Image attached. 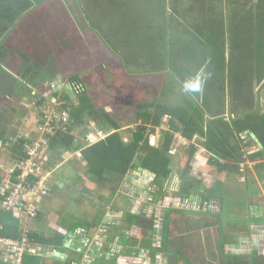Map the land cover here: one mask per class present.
<instances>
[{"label":"trees","instance_id":"trees-1","mask_svg":"<svg viewBox=\"0 0 264 264\" xmlns=\"http://www.w3.org/2000/svg\"><path fill=\"white\" fill-rule=\"evenodd\" d=\"M29 1L30 6L33 7L41 0ZM112 1L116 7L113 9L109 6L114 12L110 11L107 16L104 15L106 0L99 1V16L96 15V18L99 17L98 21H104L106 24L113 13L116 16L120 15L116 25L121 30L136 28L138 18L145 17L147 13H141L142 2L139 3L138 0ZM146 2L147 0H144L143 3ZM13 3L17 5L20 1L0 0V25L3 26L1 34L5 36L10 33V28L15 25L16 20L27 10L25 7V11L20 9L16 14ZM203 5V15H206H196L199 16L194 21L197 26L191 28L197 33L190 35L191 37L185 42L181 39L176 41V43L180 41V44H172L175 41L171 40V32H176L174 30L177 28L169 21L174 18L177 27L185 25L186 21V25L191 24L192 22H188L189 18L185 17L184 20L180 18L183 11L177 17L170 14L172 11H165L162 15L168 21L166 24L169 26V31L167 35L162 33L155 35L157 38L154 40L153 50H158L156 61L164 60V57H172V62L177 60L179 65H182V68H178L183 74H173L177 77L172 85L169 83V87L159 86V92L150 102L136 104L132 99L120 103L110 102V106L115 110L114 113L98 104L94 99L95 95H91V92L96 93L98 88L86 85V77L92 69L90 67L89 70L74 73L73 71H77L69 68L68 64L71 63H68L67 67L71 72L64 74L58 70L59 65L53 62L52 57H46L49 64L53 65V71L50 73L49 70L41 69L28 56H24L23 65L26 67V72L22 80L18 79L14 72L9 74L6 68L0 65V76L8 78L6 90L12 94L11 99L1 102L2 105L14 103L17 98L23 101L27 96H35L34 89L40 88L45 81L51 84L59 76L67 81L72 89L69 91L65 86L62 90L53 92L51 99L55 102L48 101L37 93L38 99L34 108L43 110L37 111L41 119L36 126L38 125L40 129L31 132L29 136L19 135L15 130L18 129L20 122L13 124L15 129L10 127V122L3 118L8 114L4 112L7 111L6 108H0V116H3L0 120V159L10 163L8 167L9 165L14 167L29 158V148L40 136L43 138V146L50 151L46 168L63 162L64 154L67 152L78 154L79 157L76 156L74 160L82 161L83 167L81 174L73 176L75 183L81 185L82 178L87 177L95 185H109L113 190H117L130 171L144 168L156 173L155 187H158L160 192L172 180L173 167L178 160L174 153L169 152L181 136L189 144L184 150L188 161L180 174L181 193H200L202 188L200 181L190 173L192 167L190 161L197 150L194 146L195 140L211 153L209 162L211 164L214 162L220 171L227 170L228 176L232 171H238L237 164L246 159L255 162L253 167L259 174L264 173V102H262L264 94H261L264 89V40L262 39L264 0H203ZM75 6L79 17L87 25L80 0H75ZM88 13L91 16L92 13ZM223 21H227L226 25L219 26ZM117 33L115 30L112 36L114 42H120L119 38L124 39ZM166 38H170V44L167 42L160 47V44L167 40ZM85 44L83 47L88 45ZM136 45L135 42L133 46L138 49ZM179 45H184L189 51H183L184 47ZM140 51L145 62L153 66L154 57L150 55L146 60L147 50L142 48ZM8 54L12 53L7 51ZM196 62H199L196 74L187 75L186 64ZM131 64L136 65V62ZM36 73H40L42 78L37 77L36 86L33 84L34 87H30L29 82ZM168 75V79L159 80L168 82L171 78V75ZM18 81L21 82L20 88L15 85ZM158 81L153 84L157 86L160 84ZM245 90H248L246 97L243 95ZM0 94L3 95L1 85ZM216 100L217 102H214ZM13 112L20 114L17 109H13ZM50 115L53 128L50 132L41 135L40 130L45 127ZM66 116L67 122H64L63 118ZM92 129L102 130L106 137L99 142L90 143L87 134ZM242 132H247L245 138H242ZM157 133L160 137L157 143L153 144ZM253 145L256 147L248 152L247 149L252 148ZM0 169L2 170L0 187L8 180L14 186L20 183L21 172L18 169L13 172H9L10 169L7 172ZM5 178L8 180L4 183ZM26 179L28 182L30 179L32 181L27 184L26 191L31 190L38 182L33 176ZM85 190L83 187V191ZM2 200L3 196L0 194V204ZM25 205V203L19 205L18 210L27 213ZM28 217L41 220L44 215ZM154 218L157 216L153 215L152 219ZM170 218V214H167L164 246L169 236ZM127 219L144 227L146 233L152 230V221L146 220L143 213L141 216L129 214ZM34 222L37 226L30 229L29 226L22 224L14 210L0 207V237L16 239L20 243L27 238V243H39L45 249L62 248L66 235L58 233L53 228L40 226L39 221ZM217 248L218 254L211 264H264V253L257 251L228 253L222 251L221 244L218 243ZM164 251L168 255L169 264H180L179 262L189 264L179 250L164 248ZM3 255H6V252L0 247V264L5 262ZM38 257L40 256L28 250L23 264H41Z\"/></svg>","mask_w":264,"mask_h":264},{"label":"crops","instance_id":"crops-1","mask_svg":"<svg viewBox=\"0 0 264 264\" xmlns=\"http://www.w3.org/2000/svg\"><path fill=\"white\" fill-rule=\"evenodd\" d=\"M148 1L149 0L146 2V7L142 8L141 13H146L151 9V5L148 3ZM160 1H162L161 8L159 4H154V9L157 10L160 8L162 12L172 11V9L169 7L172 0ZM197 1L201 4V1L203 0ZM187 3L194 4V0H187ZM36 5L33 7L35 8ZM194 5H196V3ZM203 9L204 5L202 2L201 8L197 10V12L200 13L197 15H206H203ZM22 10L25 11L24 8ZM183 10L189 11L186 9H182L180 11ZM194 11L195 10H193V12ZM147 14L148 13H146V16ZM27 15L28 12L25 11V13L16 20L15 25L10 28L9 32L11 35L8 34V36H10L7 37L5 43H2V46H0V53L2 57H4L0 58V65L7 66L9 63L15 62V52L13 51V49L16 48L15 46L20 45L23 48L32 45L34 48V43L31 39H34L37 35V29L36 27L32 26L31 31L27 30V32H24L26 31L25 25L27 24L25 20ZM148 18H150V16H148ZM225 22L227 21H223L219 26L226 25ZM77 23V19H75L73 16L72 26H77ZM80 29H82V27ZM164 29L169 31V26L165 24ZM22 33L25 34V38L23 41H20V34ZM77 35L80 36L83 34ZM113 45L114 48L119 51L121 56H126L125 54L122 55L124 52V46L121 44V42H114ZM131 48L133 50L135 49L134 47ZM7 51L8 53L12 54L7 55ZM150 52L151 54H154L152 55L154 58L157 57L158 50H153V48H151ZM44 54V51L37 50L34 52V55L32 54V51H30V55L28 53L25 56H28L31 61L33 60L36 65L40 66L41 64L39 61L42 63V58L44 57H42V55ZM149 56L150 55L146 56V60L149 59ZM169 58L171 60L172 57ZM137 65L138 63L135 65L137 67L136 71L139 70ZM81 67L85 70L84 66ZM130 76L134 81L139 80L137 73L131 74ZM151 81H149V87L143 90L142 94L145 92L148 93L149 89L151 90L154 88V84ZM4 87L5 84H2V88ZM99 90L103 94H108L112 98H118L120 95H126L121 90L116 89L108 91L101 88ZM142 94H138L134 89L133 95H131L133 98L132 101L136 104L145 102L147 103L154 98L152 92L150 93L152 94V98L150 99H147L146 97L145 99L142 97ZM91 95H95V93L91 92ZM110 102L114 101L107 100V103L103 104V106H105L109 112L114 113L115 110L112 108V106H110ZM33 131L37 132L38 129L36 128V130ZM99 131L102 130L92 129L88 132L87 138L90 143L99 142L106 137L98 138L97 134ZM31 132L25 131L24 134L29 136ZM246 133L247 132L241 133L242 138L246 137ZM159 137L160 135L157 133L153 139V144L157 143ZM252 137H254V140H256L253 134ZM198 142L199 141L195 140L194 146L197 148V150L190 161L192 166L190 173L195 179L200 181V185L202 187L200 189V193L191 192L189 194H184L180 192V174L185 163L188 161L184 150L187 149L186 146L189 144L184 138L179 136L177 144H175L172 148L173 152H171L172 150L169 152L171 154L174 153L178 160L177 164H175L173 167V177L170 182L172 183L173 181L172 186H169V183V185H166L163 190L158 192V187H155V172L144 168L132 170L126 176L125 181L119 184L117 190L112 189L110 193V196H113L111 201L106 202L102 200V203H100L104 208H106V211L100 220L94 219L90 222L82 220L81 223H77L73 227L67 222L70 220L66 219L69 213L71 214V204L75 200L73 195L78 192L88 197V199L92 201L94 200L95 203H98L96 192H98L100 187L97 188V185L93 184V181L89 180L87 177L82 178L83 182L80 185L74 182V175H62V172H60L62 168L69 162L73 164L75 161L74 158L78 156V154L76 155L75 153L67 152L64 154L65 159L63 162L46 168L47 161L50 159V151L47 150L46 146H43L39 151L38 156L35 158L39 163L41 170L38 172L37 176H34V178L36 180L39 179L40 176L45 177L46 189L39 190L38 184L35 183L33 188L36 189L37 192L36 194L34 193L35 195L32 198L37 207V214L35 217L39 215H44V217L41 218V220H34L35 218L29 219V215H27V213H23L20 210L15 211V213L19 215L22 224L24 223V225L29 226L30 229H33L35 226H37L34 221H39V224L41 223L43 227L53 228L54 230H57L58 233L66 235L61 249L50 248L49 253H43L42 256H40L42 258L46 257V259H48V262L45 261L46 259H41L42 264H169L168 255L164 251V226L167 214H170L171 217L169 220L168 229L170 238L167 248L169 250L175 249L181 251V254L185 259L188 260L189 264L198 263L195 257H189V255H186L184 252V250H186V247H184L185 242H183L185 236L194 234L199 236L200 241H205L207 239V237H205L206 232H208L207 228L211 226L210 224H212V222L216 224L218 239L214 242L213 247L208 249V253L209 255L213 254L214 257L211 260H207L206 263L202 262L199 264H211L214 262L215 256L219 251L217 248V243L221 238L218 221L220 218L223 220V228L226 230V232L229 234L232 233V238L230 239L231 241H227V243L230 244H227L224 247L225 251L228 253H249L253 251L264 253V193L256 196L255 202L258 200L256 204L253 200L254 197H251L250 199V223H244L245 219L241 220V218L231 210H229V212L228 210H224V206L226 208L228 204V200L225 199V195L231 193V190L233 189L231 185V188H229L227 183L234 184L233 186L235 192H237V187L240 185V183L242 184L241 186L244 184L246 185L248 180L254 182L256 187V185L259 183L260 176L264 175V173L259 174L257 170H254L253 165L255 162L246 159L237 164L238 171H232L231 175L228 176L227 170L220 171L217 169V165L214 164V162L213 164L209 162L211 160V153L205 150ZM254 147L256 146L253 145L252 148L247 149V151L249 152ZM247 151L246 153H248ZM182 157H185L186 160L184 163L180 162L179 164V160ZM181 165L182 168L180 171H178V167H181ZM9 167H12V165H9ZM195 168H197V171H194ZM149 178H151V180H148ZM83 187L86 189L85 191H83ZM153 187L155 188L153 189ZM64 191H67V194L72 193L70 201H68V197L62 199L63 207L65 209L67 207L66 211L59 209L60 202L57 201V197L55 196ZM100 191L102 190H99V192ZM102 192H104V189ZM260 192H262L261 189ZM91 195H94L93 198H91ZM124 197H130V199L126 200ZM228 206L231 207L233 205L228 204ZM0 207L2 208L1 204ZM82 207L79 215L77 212H75L74 215L76 217L79 216L82 218ZM232 209H235V207L233 206ZM57 210L59 214L57 213ZM142 213L145 214L146 220L150 219L152 221V230L150 232L148 231V233L145 232L144 227H140L137 223H135V221L131 222L127 219L129 214H139L141 216ZM223 213L229 216L228 218H232L231 215L234 214L239 220L233 219L231 224H228L229 220L227 221L226 218H222ZM55 214H58L57 218L59 217V220L53 218L52 215L55 216ZM173 214L178 215L177 217H179V219L183 218L187 220L185 226L189 223L187 228L185 226L180 228L183 235L180 237L181 243L179 242V249L170 247L175 241L173 239L175 233H173L171 227ZM153 215H156L157 218L152 219ZM151 239L155 243L153 247L149 244L143 245L147 244ZM174 243L178 244L176 242ZM2 245L6 246L5 244ZM4 246H2L6 252V255H3L5 259L4 264H13L11 259L12 257H8L9 252L6 251ZM237 248L239 250H237ZM116 250H119L120 255L117 256L118 253ZM56 252H60L61 254L59 256H55ZM104 254H106V257L108 254L113 256L116 255L118 257V262L112 263L113 261L104 257ZM179 263L182 264V262Z\"/></svg>","mask_w":264,"mask_h":264},{"label":"rangeland","instance_id":"rangeland-1","mask_svg":"<svg viewBox=\"0 0 264 264\" xmlns=\"http://www.w3.org/2000/svg\"><path fill=\"white\" fill-rule=\"evenodd\" d=\"M18 1H20V3L14 7L15 8L14 10L18 11L19 9L22 10L23 8L27 7L26 12H28V15L25 20L27 24L25 25L26 31L24 32H27V30L31 31L32 26H34L37 29V33H36L37 35L35 36L34 39H31L32 42L34 43V48L32 45H29V46L26 45L27 47H23L24 48L23 49L20 45H17V48H16L17 53L15 54L19 55L21 53H24V54L26 53L25 55H27L29 53L30 55V51H32V54L34 55L35 51L41 50L45 52V54L42 56H44L43 58L47 60L46 56H49L50 53H53V54L55 53V55H57L59 58L56 59V57H54L53 62L54 61L56 63L59 62L58 65L60 67V72L64 74L71 72L68 68L67 69L65 68V66L67 67V65L64 64V63L68 64L70 61H72L73 63L68 64L69 68L76 70L78 73L89 70V67L92 68L90 74L87 75L86 73L87 77H86L85 82L87 86L91 85L93 87L98 88L95 93L94 99L100 105L106 104L107 100L115 101L118 103L122 101H129L130 99H133L131 95H133L134 89L138 94H142V91L145 90L147 87H149L148 85L149 81L152 80L151 82L155 83L160 78L168 79L169 78L168 74H170L171 78L168 80V82L160 81L161 80L160 79L158 81L160 82V84H157V86L154 85V88L151 90L149 89L148 93L145 92L144 94H142V97L144 98L146 97L147 99H150L152 98V94L153 96L157 95V93L159 92V86L167 85V87H169L168 84L169 83L171 84L174 82L177 76H174L173 74H183L180 72L181 69L178 68V67L182 68V65L181 64L179 65V62L177 60L172 62L169 57H166L164 60L156 61V57H155L154 58L155 62L153 66H149V64L145 62V58L142 56V51H140L143 48L144 50H147L146 56L154 55V54H151V52L149 51V48L154 47L153 43H154V40L157 38L155 35H157L158 33L167 35V30L164 29V25L168 21L167 20L165 21L166 19L165 17L163 19L162 18L158 19L159 17H161V14L164 13L165 11L161 12V14H159L158 16H155L156 20L158 21H154V22L152 21L153 22L152 23L151 21L143 20V18H138L136 28L132 30H121L116 25V22H114L113 17H111L106 22V25H104V21H98L99 17L96 18V15H98V11H99L98 4L100 0H80V5L85 13V16L88 22L87 25L79 17V13L77 12V8L75 6V0H41V2L37 4L35 8L30 6L29 0H18ZM138 1L139 3L142 2L141 3L142 7H146L145 6L146 3H143L144 0H138ZM160 2L161 1L159 0V3H158L159 5H160ZM202 2L203 1H201V4H200L197 0H194V4L196 3V5L192 3H187V0H179V1L172 0V2H170L169 7L170 9H172V12H170L172 16L177 17L179 13L182 12L180 10L186 9L189 11L183 10L184 12L182 14L183 17L180 16V18L184 20V18L186 17V19L189 18V21H188L189 23L192 22L191 24L186 25L187 23L186 21V23L184 22L185 25H180L179 27H177V22L175 21L174 18L169 20L177 28L175 30L173 29L176 32H171V40L175 41V42H172L173 45L178 44V43L180 44V41L176 43V41L178 40L182 39L185 42V40L191 37L190 35H196L197 32H195L191 27L197 26L194 24V21L199 17V16L196 17V15L200 13V12H197V10L201 8ZM109 6L113 9L115 8V4L112 0H106L105 2V8H104L105 16H107L106 14L110 13L111 11V8ZM193 10L195 11L193 12ZM88 12L92 13L91 16L89 15ZM73 16L78 21V23L76 24L77 26L75 27L72 26ZM94 16L95 18H89V17H94ZM118 17L119 15L116 16V18ZM81 27L82 29H80ZM110 29L111 31H109ZM1 30H3L2 25H0V37L3 38L4 35L1 34ZM115 30H117L118 32L117 35H121V37L122 36L124 37V39L119 38V40H121L120 41L121 44L123 45L126 44L125 45L126 47L123 49L125 53L122 51L123 52L122 55L125 54L126 56H121L119 51L114 48L112 43H110L111 41L109 40L111 36L110 34L112 33L113 35ZM77 34H83V36H87L86 38H91V39L93 38L90 34L96 35L97 37H100L101 41L98 44L93 43L91 46L83 47V48H80L75 43H72L68 45L67 47H65L68 50L66 51L63 48V44L61 40L68 39V38L72 39ZM20 35H21L20 41H23L25 38V34L22 33ZM262 39L264 40V37H262ZM75 42H76V39H75ZM135 42L137 44L136 46L139 48L133 50L131 47H134L133 45ZM167 42L168 44H170L171 42L170 38L168 39V41L166 40L165 42L161 43L160 47H163L165 44H167ZM179 46L184 47V45H179ZM183 51H189V50L185 49L184 47ZM171 54H173V52H171ZM134 62L138 63V68H139L138 71H136L137 67L131 64ZM198 63L196 62V63L186 64V67H187L186 71H188L187 75L196 74ZM62 64H64L63 67H62ZM80 65L84 66L85 70L82 69ZM43 67L46 70H48L47 66H43ZM134 72L137 73V75L139 76L138 81H134L132 77L130 76L131 74H134ZM22 80L24 79L22 78ZM134 82H138V83H134ZM15 83L16 82H14V84ZM53 83H55L54 86H53ZM19 84H21L20 81H18L15 84L17 88L21 87ZM65 86H67V81L63 80V78L60 77L59 81L57 82L52 81L51 84L47 83L46 86L41 87V89H36V92L38 93V95L46 98L49 101V100H52L51 97L53 96V92L57 91V89H61V88L63 89V87ZM54 87L56 88L53 89ZM101 88L103 90H108V91H112L115 89L121 90L126 95H120L118 96V98H112L108 94H103L99 90ZM3 89L5 90L6 87H4ZM151 92L152 94H150ZM247 93H248V90H245L243 95L246 97ZM261 94H264V89L262 90ZM38 95L36 94L35 96H27L25 97L23 101L17 98L14 101V103H7L6 106L4 107L6 108L7 111H4V112L8 114L5 115L4 113L5 116L4 117L0 116V120L3 117L5 120H7V122H10L9 125L10 127L12 126V128H14L13 124L15 125V122H20L18 129L14 128L18 132L19 135L24 134L25 131L31 132L33 130H36V128L39 130L40 128H38L37 127L38 125L36 126V124H38V121L41 119V116L39 115V112L37 111L41 112L42 109H37V107L34 108L35 102L38 99L36 96ZM7 98H11V97H7ZM52 102H55V100H52ZM214 102H217V100ZM262 102H264V99ZM1 107H2V104L0 103V108ZM13 109H17L20 112V114L19 115L15 114L13 112ZM185 160H186L185 157H182L179 160V164L180 162L184 163ZM8 164L10 163H7L3 159H0V168L4 169L5 172L9 171L10 169V167H8ZM82 167H83L82 161H74L73 164L69 162L67 163V165H65L62 168L60 172H62V175L64 176L78 175L82 173ZM178 168H179L178 171H180L182 168V165L181 167H178ZM196 169L197 168H195L194 171H197ZM1 172L2 170L0 169V173ZM148 180H151V178H149ZM227 184L229 188H231L232 186L233 189L231 190L232 191L231 193H228L227 195H225V199H227L228 204L233 205L235 209H232L233 206L229 207L227 204L226 208L224 206V210H228V212L229 210H231L238 217H240L241 220L245 219L244 223H250V217H251V214L249 213V210L251 207L250 199L251 197H254L253 200L255 202L256 196L261 193H264V175H261L259 179L258 185L260 188L258 187V185H256L255 187L254 182L248 180L246 185L244 184L243 186H241L242 184L240 183V185L237 187V192H235V189L233 186L234 184L232 183H227ZM172 185H173V181L172 183H170L169 186H172ZM99 187L100 189H98V192H96L97 193L96 198H97L98 203H95L94 200L92 201L88 199V197L78 192L73 195L75 197V200L71 204V207H72L70 209L71 214L69 213L68 217L66 218L67 220H70L67 222L71 224L72 227L75 226L77 223H81L82 220L90 222V221H93L94 219L100 220L102 218V215L106 211V208H104L102 204L100 203H102V200L106 202L111 201L113 196H110L111 195L110 193L113 188H110L109 185L97 184V188ZM154 188L155 187H153V189ZM103 189H104V192H102ZM260 189L262 190V192H260ZM99 190H102V191L99 192ZM65 193L67 194V191H64L62 193L55 195L57 197V201L60 202L59 209L62 211L67 210V207L66 209L63 207L62 199H65L68 197V201H70L72 197V193L67 194V195H65ZM93 196L94 195H91V198H93ZM124 199L129 200L130 197H124ZM81 207H82L81 212L83 214L82 218H80L79 216L76 217L74 214L75 212H77L79 215ZM57 213L59 214L58 210H57ZM58 214H55V216L52 215L53 218L59 220V217L57 218ZM177 216L178 215L173 214L171 227H172L173 233H175L174 238H173L175 240L174 242L178 244H175L173 242V244L170 246L171 248H178L179 244L181 243L180 237L183 235L180 228L182 226H185V223L187 222V220L183 218L179 219V217ZM228 217L229 216H227L225 213L222 214L223 219L226 218L227 221L229 220L228 224H231V221H233V219H238L234 214L231 215L232 218H228ZM219 221H220L219 227H220L221 238L218 240V244H221V247H222L221 250L225 251L224 247L227 244H230V243H227V241L228 242L231 241L230 239L232 238V233L230 234L227 233L226 230L223 228V223H222L223 220H221V218ZM39 225L42 226L41 223ZM188 225L189 223L185 227L187 228ZM210 225L211 226L207 228L208 232H206L205 234V237H207L205 241H200L199 236L194 235V234L185 236V239L183 240V242H185L184 247H186V250H184L185 254L186 255L188 254L189 257H195L198 264L202 262L206 263L207 260H211L214 257L213 254L209 255L208 249L213 247L214 242L218 239V234H217L216 224L212 222V224ZM167 237L168 239L165 241L166 242L165 243L166 245L164 246L165 248H167L166 246L170 238L169 236ZM148 244L153 247L155 243L151 239L148 241L147 244H143V245H148ZM49 250L50 248L45 249V247L39 243L30 244V251H32L33 253H37L36 254L37 256L38 255L42 256L43 253L47 254L50 252ZM237 250L239 249L237 248ZM116 251L118 255H120L119 250H116ZM108 255L113 256L110 254ZM8 257L11 258L10 256ZM38 259H39V262L42 264L41 259L45 260L46 257L44 258L38 257ZM45 261H48V259H46ZM23 263H24V260H23Z\"/></svg>","mask_w":264,"mask_h":264},{"label":"built area","instance_id":"built-area-1","mask_svg":"<svg viewBox=\"0 0 264 264\" xmlns=\"http://www.w3.org/2000/svg\"><path fill=\"white\" fill-rule=\"evenodd\" d=\"M49 121L46 122L45 127L41 129V135L48 133L52 130L53 126L51 124V115L48 117ZM64 122H67V116L63 118ZM106 135L103 131H99L97 134L98 138H104ZM43 138L40 137L33 146L29 149V158L26 160L17 163L13 169H10L9 172H13L14 170L18 169L21 173L19 175L20 183L17 185H12L11 182L5 178L4 183H6L0 187V194L3 196V200L1 202V206L5 210H14L17 211L19 205L26 204L25 207L27 208V215L31 217H35L37 214V207L33 202V196L36 194V189L32 188L26 191L27 184L32 182L31 179L28 180L26 177L29 176H37L38 172L41 170L39 163L36 161V157L38 156L39 151L43 147ZM173 152V150L171 151ZM8 176V175H7ZM6 176V177H7ZM37 184L39 190L46 189L45 186V177H39L37 179ZM35 193V194H34ZM27 238H24V242H19L16 239L4 238L0 237V247L4 246L6 251L9 252V256L12 257L13 264H23L25 253L30 250V244L26 242ZM7 255V256H8ZM119 264V263H118Z\"/></svg>","mask_w":264,"mask_h":264},{"label":"flooded vegetation","instance_id":"flooded-vegetation-1","mask_svg":"<svg viewBox=\"0 0 264 264\" xmlns=\"http://www.w3.org/2000/svg\"><path fill=\"white\" fill-rule=\"evenodd\" d=\"M13 1H17V0H13ZM164 2V1H163ZM148 3L151 5V9L149 10V11H147V13H148V15L146 16V17H144V16H142L144 19H146V20H148V21H156V18H155V16H158L159 14H161V9H157V11H156V9H154V3H159V0H149L148 1ZM161 5H162V1L160 2V8H161ZM13 6L15 7V6H17V5H14V3H13ZM115 7H116V5H115ZM22 11V10H21ZM111 11L112 12H114L112 9H111ZM18 12H20V9L18 10ZM167 12V11H166ZM16 14H17V10H16ZM163 14V13H162ZM161 14V17H159L158 19H160V18H163L164 16ZM115 14L113 13L112 14V17L114 18V22H117L116 20L118 19V18H115ZM120 16V15H119ZM148 16H150V18H148ZM109 19H110V17H109ZM166 21V20H165ZM152 22V23H153ZM112 29V28H111ZM110 29V30H111ZM10 34V33H9ZM91 36H92V38L93 39H91V38H86L87 36H83V35H80V36H78V35H75L72 39L71 38H68V39H60L61 40V42H62V44H63V48L66 50V51H68L65 47H67L68 45H70V44H72V43H75L76 45H78V47H80V48H82L83 47V44H88L86 47H89V46H91L93 43H95V44H98L100 41H101V39H100V37H97L96 35H92V34H90ZM113 35H112V33H111V36H110V39L109 40H111L110 41V43H112V44H114V40H113V37H112ZM8 37V34L5 36L4 35V37L3 38H1L0 37V46H1V44L2 43H5V41H6V38ZM68 37V36H67ZM75 39H76V42H75ZM85 44V45H86ZM114 46V45H113ZM16 48H17V46H15ZM16 48L15 49H13V51L15 52V53H17L16 52ZM92 48V47H91ZM10 49V48H9ZM14 53V55H15V62H13V63H9V65H7V66H4L5 68H6V70H7V72L9 73V74H12L13 72H14V75L15 76H17L18 77V79H22L23 78V75H25L24 74V72H26V67L23 65V57L25 56V54L24 53H21V54H19V55H16ZM52 56V59L54 58V57H56V59L57 58H59L57 55H55V53L53 54V53H50L49 54V56H46V57H51ZM43 57V56H42ZM0 58H4V57H0ZM19 58V59H18ZM40 62V67H41V69H45L43 66H47V69L50 71V73H51V71H53V65H52V63H50L49 64V62H48V58H47V60H45L44 58H42V63H41V61H39ZM59 63V62H58ZM58 63H56V65L58 66ZM69 63H73L72 61H70ZM65 65H67L66 63H64ZM64 64H62V67H63V65ZM25 67V68H24ZM65 68L67 69L68 67H66L65 66ZM58 70H60V67H58ZM8 74V75H9ZM10 76V75H9ZM41 76V74L40 73H36L35 74V77L34 78H32V81L31 82H29L30 83V87H32L33 86V84L36 86V78L37 77H39L40 79L42 78V77H40ZM59 79H60V76L58 77V79L56 80V82L57 81H59ZM8 78L7 77H3V76H0V85L2 86V84H5V87H6V85H7V83H8ZM46 84L47 83H44L41 87H43V86H46ZM55 85V83H53V86ZM34 87V86H33ZM41 87L40 88H38V89H41ZM67 87H68V89H69V91H72V89H71V87L69 86V84L67 83ZM56 87H54L53 89H55ZM44 89V88H43ZM60 90H62V88L61 89H57V91H60ZM5 92V93H4ZM56 92V91H55ZM2 93H3V95L2 94H0V103L2 102V101H5L6 99H11V98H7L6 96H8V97H11L12 96V94L9 92V91H7L6 89L4 90L3 88H2ZM35 95L37 94V92H36V90L34 89V92H33ZM3 107H1V109L2 108H4L5 107V105H2ZM1 140V139H0ZM257 201L258 200H256V202H255V204L257 203ZM260 202V201H259Z\"/></svg>","mask_w":264,"mask_h":264},{"label":"water","instance_id":"water-1","mask_svg":"<svg viewBox=\"0 0 264 264\" xmlns=\"http://www.w3.org/2000/svg\"><path fill=\"white\" fill-rule=\"evenodd\" d=\"M148 172H149V171H148ZM152 174L155 175L154 173H152ZM60 254H61L60 252H56V253H55V256H59ZM117 256H118V254H117ZM117 256L115 257V256H109V255H108V256L106 257V254L104 255V257H106L108 260H112V261H113L112 263L117 262V258H118ZM120 258H121V257H120ZM128 259H129V258H128Z\"/></svg>","mask_w":264,"mask_h":264},{"label":"clouds","instance_id":"clouds-1","mask_svg":"<svg viewBox=\"0 0 264 264\" xmlns=\"http://www.w3.org/2000/svg\"><path fill=\"white\" fill-rule=\"evenodd\" d=\"M13 167V166H12ZM12 167H10V169L12 168ZM1 249H2V247H1ZM118 262V261H117Z\"/></svg>","mask_w":264,"mask_h":264}]
</instances>
